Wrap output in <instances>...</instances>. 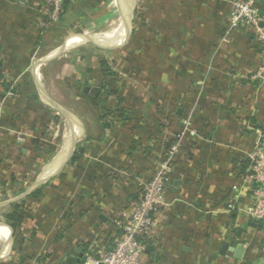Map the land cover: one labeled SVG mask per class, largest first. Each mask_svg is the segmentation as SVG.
Instances as JSON below:
<instances>
[{
	"label": "crops",
	"instance_id": "crops-1",
	"mask_svg": "<svg viewBox=\"0 0 264 264\" xmlns=\"http://www.w3.org/2000/svg\"><path fill=\"white\" fill-rule=\"evenodd\" d=\"M231 1L71 0L59 20L39 25L35 20L45 12L44 0H0V99L4 91L13 92L0 106L1 262L31 264L41 249L58 252L59 258L54 259L57 263L52 264L68 261L65 256L74 249L75 259L81 251L76 243L86 240L87 232L98 238L89 244L92 252L88 253V259H91L93 250H100L101 235L114 228L116 212L125 205V200L132 199L130 194L137 193L139 183L152 174L167 146V131L162 129L156 151L137 150L127 158L119 146L124 150L129 142L139 138L142 147L153 146L152 134L146 129L137 130L136 126H129L122 133L124 124L104 131L95 110L93 121L86 120L83 133L78 135L87 148L82 166L86 169L102 163L118 172L120 182L108 187L109 178L97 173L88 184L93 188L90 190L85 188L87 183H81L86 174L83 170L79 183L67 195L76 197L79 191L83 195L81 207L86 211L87 232L84 228L69 231L67 246L53 243L59 226L56 203L59 195L54 188L58 174L43 184L45 192L40 199L28 198L31 192L19 197L37 178L54 172V169L47 172V167L54 168L62 160L60 154L53 164L33 174L34 154L29 141L41 133L45 121L54 115V108L43 97L42 90L50 94L42 78L44 67L56 58L47 57L64 45L66 49L61 55L71 64L65 80L81 79L83 84L86 81L85 86H99L102 76L98 62L103 58L114 64V68L108 64L110 70L124 76L127 86L121 89V94L146 119L156 109L153 102L163 95L162 112L157 114L155 110V115L158 119L170 116L171 104L177 105L174 121L179 131L182 119L192 110L196 135L185 140L169 173L164 206L166 223L156 233V244L150 245L149 264H264V231L253 227L254 220L246 214L252 194L242 185L246 169L241 171L242 163L249 161L256 144L264 146V80L255 77L261 51L251 33L241 28L226 33ZM254 3L259 15L264 16V0ZM128 10L132 18L127 16ZM130 21L129 39L122 44ZM133 33L137 39L132 41ZM88 37L103 47L91 43ZM88 42L109 55H87V46L83 45ZM80 46L83 49L75 51ZM133 48L136 49L132 53ZM127 67L131 70L135 67L134 73ZM8 81L10 86L5 89L3 83ZM71 87L76 95L78 92L84 95L82 88L78 91L76 85ZM84 101L92 107L88 97ZM72 123L74 128L75 122ZM53 126L49 123L47 128ZM71 130L69 127L68 137ZM136 130L140 135L135 134ZM129 131L134 135H129ZM104 154L112 157L111 161L103 160ZM68 167L63 169L66 179L74 171ZM10 175L16 177V182L9 184ZM32 179L26 186L24 181ZM22 200L29 202L32 212L17 230L24 238L20 243L4 216L13 202ZM230 202L234 208L227 210ZM37 225L39 229L35 230ZM239 244L244 250L241 258H236L234 249Z\"/></svg>",
	"mask_w": 264,
	"mask_h": 264
},
{
	"label": "trees",
	"instance_id": "trees-1",
	"mask_svg": "<svg viewBox=\"0 0 264 264\" xmlns=\"http://www.w3.org/2000/svg\"><path fill=\"white\" fill-rule=\"evenodd\" d=\"M68 6V2H64L63 4V11L66 10ZM62 15V14H61ZM138 15V13H137ZM137 39V35L135 36V33H133L132 36V41ZM136 48L131 49L130 51L133 53L135 51ZM131 54V53H130ZM125 59H128V53L125 56ZM99 67L101 69V81H99L100 83V87H101V92L96 95V96H92L88 93H84V96L88 97L89 102L92 104V106H94L96 108L97 111V120L99 121V123L101 124V127L104 128V131L106 129H115L119 124L126 126L122 128V133L125 132L127 130V128H129V126L134 127L136 126L137 130L138 129H142V131L144 129L149 131V134L151 133L152 135V139L154 141L153 146L150 147H142L143 144L140 143V138L139 139H134L131 142H129L128 146L126 147V149H122L120 146L118 147L120 149L121 152H125L123 155L127 158H130L135 151L137 150H145L147 152V150L150 149V152H154L157 149V146L159 144V139L162 136V129L166 126L170 127V125L173 123L172 126V134H177L179 131V128L177 127V124L174 120L175 119V108L177 105L175 104H171L172 105V111L170 112L171 115L167 116V117H163L164 119L168 120V123L170 124H164L162 121H160L158 119V117H156L155 115V110L157 114H160L161 111V98L165 99V96H161L159 100L154 101L153 105L155 106V110L153 112V116L149 117V118H145L140 112H138L135 108H133L132 105L128 104V101L126 100V97L121 94V89L126 85V79L124 78V76L120 73H115L112 70H110V67L107 63V61L105 59H100L99 60ZM0 68H1V62H0ZM126 69L131 70V67H127ZM135 67L133 70H131V74L134 73ZM152 81V80H151ZM79 83H76V87L78 89V91H81V88L83 89L85 86V83L83 84V82L81 81H77ZM3 84H5V89H8L10 86V81L8 82H4ZM88 86V85H86ZM17 94V91H16ZM101 95H104V97L102 98ZM33 99L37 100V97L35 95H30ZM17 97L19 98V95L17 94ZM173 102V101H172ZM10 103V102H7ZM10 106V105H9ZM12 110L15 111V113L17 112L16 108L14 106H11ZM41 108V105H40ZM169 113V111H168ZM112 117L113 118V123H108L105 122V118L106 117ZM17 117L20 118L21 116H18L17 113ZM41 118V117H40ZM55 116L52 117V119H50L49 121H45V124L43 125V127L41 128V133L37 136H35L34 138L30 139L29 144L31 146V150L33 151V169L36 170L37 172L40 170V165L45 162L47 160V158L51 157V155L53 153H55V151L57 150V144H58V139L56 138L54 140L53 143L50 142L51 135L47 134V127L49 125V123H53L55 120ZM53 121V122H52ZM127 123V124H125ZM146 125L147 128H144V126ZM130 130V129H129ZM135 131L136 135H140L139 131ZM121 133V132H120ZM129 135L133 136L134 133H130L129 131ZM144 137V136H143ZM146 140H149L150 138H145ZM172 142L171 139H167L166 144L167 146ZM118 146V145H117ZM137 148V149H136ZM87 150L86 146H84L82 143H79L76 145L74 153L72 154L70 160H69V166L71 167V169L73 168L74 171L71 173H69L68 178L66 179V171L62 170L57 178H56V183L54 184V188L58 189V197L56 198V203L58 204V209L57 212L59 214V226L57 227L56 232L54 233L53 237H52V241L53 243H55L56 245H60L59 247L63 246L64 244L67 246L69 245V241H67L68 238V232L71 231H75L78 232V230L76 229H83L84 230L87 228V226H85V222H86V217L84 216L86 214V211L83 207H81V204L83 205V195H81V192H78V195L76 197L73 196H68V192H71L73 187L79 183L80 177H81V173H83L82 171H85V176L82 178V182L81 183H87V185H85V188H89L90 190H93V188H91L90 186H88V184L91 181H94V179L96 178L97 173L101 176V177H105L107 176L109 178L110 181H108V187L112 186V183H118L120 182V175L118 174V172L114 171L112 168L110 167H105L103 166L102 163H98V164H93L92 166H90L89 168L84 169V167L82 166V163L85 162L86 158H83L85 151ZM43 155V158H42ZM105 156V157H104ZM104 156H102L101 158L103 160H110L112 159V157L110 158L109 156H107V154H104ZM0 164H1V160H0ZM111 165H113V162L110 163ZM175 164V162H174ZM243 167L241 168V171H245V169L247 168L249 161L242 163ZM72 169V170H73ZM119 169V168H117ZM127 172L129 171L127 168H124ZM70 181H67L68 179H70ZM122 181V180H121ZM16 182V177L13 175H10L9 177V184L10 183H14ZM84 186V185H83ZM44 189H45V185L39 186L38 188H36L34 191H32L30 193V195L28 196V198H37L40 199L43 195H44ZM21 190V189H20ZM129 197L132 198H137L138 194H130ZM126 203V200L124 201ZM124 204V203H123ZM31 212H32V207L29 204V202L27 200H22L18 203L13 202L11 204V209L9 212H7L5 214V220L6 223L8 224V226L11 228V230L14 233L18 234V228L21 224V222L24 219H29L31 217ZM97 218V217H96ZM253 227L257 228L258 230H262L264 231V220L262 221H253L251 224ZM38 226V227H37ZM35 227V230L39 229V225H37ZM113 229H111V231H106L104 232L101 237L99 238V240H101V246H104L106 249H108L109 247L112 246V242L114 240V236L113 235H118V232H120V230L113 225ZM7 228V227H6ZM7 232H8V228H7ZM87 232V229H86ZM68 233V234H67ZM16 234V235H17ZM88 236L86 240H78L79 243H76V248L82 250V248L86 245V244H90V242H92L93 240L98 238H95L93 235L90 236V234L87 232ZM18 238H19V242L23 243L24 238L18 234ZM66 241V242H65ZM149 245L153 244V240H147L146 241ZM75 248V247H74ZM56 251V250H55ZM75 251V249L73 250V252ZM73 252H69L66 254V258L69 262L73 261L74 258H72V256H75L76 254H74ZM45 256L42 257V259L40 260V262L42 264H45V262L50 259V263L54 261V259L57 258L56 253L52 250L51 252H47L44 254ZM97 256V251L93 250V257ZM48 258V259H47ZM152 262V259H151ZM54 263H57L56 261H54ZM0 264H7V263H3L0 261Z\"/></svg>",
	"mask_w": 264,
	"mask_h": 264
},
{
	"label": "built area",
	"instance_id": "built-area-1",
	"mask_svg": "<svg viewBox=\"0 0 264 264\" xmlns=\"http://www.w3.org/2000/svg\"><path fill=\"white\" fill-rule=\"evenodd\" d=\"M44 1L45 12L35 20L39 25H44L47 21L59 20L64 2L71 0ZM227 20V34L241 28L254 36L261 51V59L255 70V77L264 80V16L259 15L254 0H232ZM3 94L0 106L6 99L13 96L11 89L7 92L4 91ZM192 114V110H190L185 115L181 122V129L175 135L172 134L170 127L163 128L167 131L166 137L172 142L163 150L152 174L139 183L138 197L127 199L125 205L116 212L113 223L120 232L118 235H113L112 246L108 249L100 246L97 256L87 259L88 264H149L151 262V258L145 252L146 246L149 245L146 241L153 240L155 245L156 233L166 223L165 213L167 210L164 206L166 205V188L170 179L169 173L174 162L180 156L185 140L196 135L192 126ZM159 120L164 124H169L168 120L164 118ZM104 121L113 123V118L108 116ZM80 140L81 137L78 138L76 144L80 143ZM35 171L32 173L35 174ZM29 181L25 180L24 183L27 184ZM242 185L246 186L252 194V201L246 209V214L254 221L264 220V146L259 142L256 144L254 152L249 155V164ZM238 186L233 188L236 189ZM237 195L240 197L239 194ZM227 207V210H231L234 208V204L230 202ZM44 252L41 249L36 259L38 260Z\"/></svg>",
	"mask_w": 264,
	"mask_h": 264
},
{
	"label": "rangeland",
	"instance_id": "rangeland-1",
	"mask_svg": "<svg viewBox=\"0 0 264 264\" xmlns=\"http://www.w3.org/2000/svg\"><path fill=\"white\" fill-rule=\"evenodd\" d=\"M127 16L132 18L131 17V10H128ZM130 24H131V22H130ZM111 25H112V23L109 24L108 26H106L105 30L108 29ZM74 32L75 31H71V33H74ZM83 46H87V48H86L87 53H88L87 55H89V54H92V56L97 55V54L101 55V56L102 55L103 56L109 55L107 51H100L99 48L93 46L89 42ZM81 49H83V47L80 46V47H77L75 49V51H77V50L79 51ZM99 51L103 52V53H98ZM61 54L59 55V57H56L54 60L49 62L48 63L49 65L44 67L42 82L44 83V87L47 89V92L50 94L51 98L61 108H63V110H65L67 112V114H68V116L72 122H75V124H78L75 134L80 135L81 133H83V130H84V122H86V120L93 121V119L95 118L94 116L96 115V113H95L96 108L94 106H92V107L86 106V103L84 101L85 98H87L86 96H84V95L82 96V94L80 92H78V94L76 95L74 92L75 90L71 91V89H73L71 87V84L75 85L76 83H79L77 81H80L81 79L74 81V82H71L68 79L65 80L63 78V77L68 76V74H69L68 68H69V65H71V64L69 62L67 63L66 59ZM108 64H110L111 68L112 67L114 68V66H113L114 64L112 62H109ZM101 96H102V98L104 97V95H101ZM52 116H55V118H56L54 120L53 124H51L54 126L52 127V129L50 127L47 128L46 132H47V134L51 135V138H52V139H50L51 143H53L56 138L58 139L57 150L55 151V153H53L51 155V157L47 158V160H46L47 162L42 163L40 165V169H42L41 171L44 170L43 168H45L46 166H48L50 164H53L54 161L57 160V158H58L57 156H58L59 152H61L60 150H62V145L65 142V135L69 131V126H68L67 120L61 114H59L55 109H54V115H52ZM86 118H88V119H86ZM80 127H81V129H79ZM68 166H69V162L66 164L65 167H63V169L69 168ZM38 175H39V173L34 176V179ZM32 182H33V179L31 181H29V183H27L26 186L28 184H31ZM45 252L49 253V250L45 251ZM45 252L42 253L41 257H39L38 260H36L35 262H32L31 264H42L40 262V260L42 259L43 256H45L44 255ZM91 252H92V248H91ZM56 254H58V252H56ZM56 256H57V258H59L60 255H56ZM88 260H86V262L83 264H88ZM52 263H54V262L50 263V259H48L45 262V264H52Z\"/></svg>",
	"mask_w": 264,
	"mask_h": 264
},
{
	"label": "water",
	"instance_id": "water-1",
	"mask_svg": "<svg viewBox=\"0 0 264 264\" xmlns=\"http://www.w3.org/2000/svg\"><path fill=\"white\" fill-rule=\"evenodd\" d=\"M131 22V21H130ZM131 33V24H127L126 26V36H125V40L124 42H122V44H125L127 42V40L129 39ZM89 41L99 47H103L101 45H99V43H97L95 40H93L92 38H89ZM117 47V46H116ZM66 49V47L64 45H62L60 48H58L53 54H51L50 56H48V59L54 58L59 56L64 50ZM46 61V59H44ZM42 60V62L44 61ZM43 97L45 98V100L48 102V104L50 106H52L59 114H61L68 122V125L70 127V130L73 128V123L71 122V119L69 118L67 112L65 110H63V108H61L45 91H43ZM83 92L84 93H88L92 96H96L97 94H99L101 92V87L99 86H84L83 88ZM181 110H178V113H180ZM78 141V134L73 135V138L68 146V149H66V151L64 153L59 152L58 156L61 154H64V159L61 161V164L58 165L55 169L54 172L45 175L44 177L42 176L41 178H37L33 184H31V186H29L24 193H22V195L19 197H24L27 194H29L30 192H32L33 190H35L37 187L41 186L42 184H44L45 182H47L48 180H50L52 177L56 176L57 174H59L62 170L63 167L69 162L72 154L74 153L75 150V146L76 143ZM61 151V150H60ZM57 156V157H58ZM174 185L177 184V182L173 183ZM102 216H100L101 218ZM243 246L242 245H237V247L234 249L235 255L234 257L236 258H241V254L243 253ZM152 251V247L150 245H147L145 248V252L147 254H150ZM91 252V248L89 244H86L82 250L78 253L77 257L72 261V262H68V261H61L59 264H83L86 262L87 258H88V253ZM158 255L155 254L154 255V259L157 260Z\"/></svg>",
	"mask_w": 264,
	"mask_h": 264
},
{
	"label": "bare ground",
	"instance_id": "bare-ground-1",
	"mask_svg": "<svg viewBox=\"0 0 264 264\" xmlns=\"http://www.w3.org/2000/svg\"><path fill=\"white\" fill-rule=\"evenodd\" d=\"M120 12H122V10H121ZM122 13H123V12H122ZM118 14H119V13H118ZM120 15H121V14H120ZM127 15H128V14H127ZM120 19H121V18H120ZM117 20H118V19H117ZM115 22H116V20H115ZM74 124H75V123H74ZM77 126H78V124H75V127L71 130V133H70V136H69V137L67 136V134H68L69 132L65 135V136H66L65 138H67V140H66V144H65V142L63 143V144H65V148H64L63 153L66 151V149H68V146H69V144H70V142H71V140H72V138H73V135H75V132H76V130H77ZM62 146H63V145H62ZM61 156H62L61 159L63 160L65 155L62 154ZM62 160H61V161H62ZM60 164H61V163H60ZM60 164H58V165H60ZM58 165H57V166H58ZM57 166H56V167H57ZM56 167H54V168H53V167H50V166L47 167V172H49L51 169H55Z\"/></svg>",
	"mask_w": 264,
	"mask_h": 264
}]
</instances>
